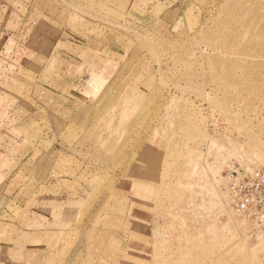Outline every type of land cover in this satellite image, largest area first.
Returning a JSON list of instances; mask_svg holds the SVG:
<instances>
[{
    "label": "rangeland",
    "instance_id": "rangeland-1",
    "mask_svg": "<svg viewBox=\"0 0 264 264\" xmlns=\"http://www.w3.org/2000/svg\"><path fill=\"white\" fill-rule=\"evenodd\" d=\"M99 1L85 5L100 9L88 12L93 31L126 57L115 87L139 86L141 101L122 128L102 100L86 106L68 123V158L100 183L133 177L149 190L150 264H264V226L223 192L232 163L264 167V0H176L160 16L115 15ZM43 154L18 166L21 190L37 188ZM251 218L264 223V205Z\"/></svg>",
    "mask_w": 264,
    "mask_h": 264
},
{
    "label": "crops",
    "instance_id": "crops-1",
    "mask_svg": "<svg viewBox=\"0 0 264 264\" xmlns=\"http://www.w3.org/2000/svg\"><path fill=\"white\" fill-rule=\"evenodd\" d=\"M66 1L82 10L58 0H0V264H150L149 190L133 177L100 183V173L79 169V159L66 152L68 123L86 106L102 100L122 128L133 121L142 91L115 87L126 57L94 33L88 12L100 9ZM175 1L98 6L115 15L160 16ZM39 147L49 148L40 183L21 190L17 168Z\"/></svg>",
    "mask_w": 264,
    "mask_h": 264
},
{
    "label": "built area",
    "instance_id": "built-area-1",
    "mask_svg": "<svg viewBox=\"0 0 264 264\" xmlns=\"http://www.w3.org/2000/svg\"><path fill=\"white\" fill-rule=\"evenodd\" d=\"M224 195L229 198L231 211L254 220L255 227L264 226L262 220L251 218L264 205V167L240 166L232 163L225 172Z\"/></svg>",
    "mask_w": 264,
    "mask_h": 264
}]
</instances>
